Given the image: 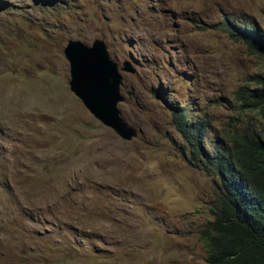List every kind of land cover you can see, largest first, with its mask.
<instances>
[{
  "label": "rangeland",
  "instance_id": "1",
  "mask_svg": "<svg viewBox=\"0 0 264 264\" xmlns=\"http://www.w3.org/2000/svg\"><path fill=\"white\" fill-rule=\"evenodd\" d=\"M226 20L264 33V0H0V264H208L219 182L173 113L204 125L209 155L222 133L263 126L238 91L251 98L264 55ZM96 38L130 140L69 88L67 41Z\"/></svg>",
  "mask_w": 264,
  "mask_h": 264
},
{
  "label": "trees",
  "instance_id": "2",
  "mask_svg": "<svg viewBox=\"0 0 264 264\" xmlns=\"http://www.w3.org/2000/svg\"><path fill=\"white\" fill-rule=\"evenodd\" d=\"M236 39H243L250 51L264 55V33L251 21L223 22ZM249 99L238 91L243 103L257 109L264 118V78ZM240 90H243L241 88ZM173 123L192 147L194 157H204L205 167L219 178L217 209L200 235L208 264H264V138L244 130L222 133L212 141L214 150H202L206 129L190 121L184 110L173 113Z\"/></svg>",
  "mask_w": 264,
  "mask_h": 264
},
{
  "label": "water",
  "instance_id": "3",
  "mask_svg": "<svg viewBox=\"0 0 264 264\" xmlns=\"http://www.w3.org/2000/svg\"><path fill=\"white\" fill-rule=\"evenodd\" d=\"M63 53L69 63L68 84L74 95L97 120L122 139L134 138L136 129L120 116L118 109V103L124 100L120 90L122 75L104 41L96 38L88 45L77 39H69ZM121 69L135 72L128 61L123 63Z\"/></svg>",
  "mask_w": 264,
  "mask_h": 264
},
{
  "label": "clouds",
  "instance_id": "4",
  "mask_svg": "<svg viewBox=\"0 0 264 264\" xmlns=\"http://www.w3.org/2000/svg\"><path fill=\"white\" fill-rule=\"evenodd\" d=\"M254 110H257V109H254ZM257 113H258V110H257ZM258 115H260L259 113H258ZM261 116V115H260ZM262 119H263V126L261 127V128H258L257 130H253L252 131V134H254V135H260V138H264V118L262 117ZM246 131H248V132H250L249 130H246ZM212 172V171H211ZM214 175H215V177H216V179L218 180V182H219V178H218V176L214 173ZM220 183V182H219ZM219 192H220V189L218 188V192H217V196H216V199H217V203H218V195H219ZM216 209H217V204H216ZM213 219V218H212ZM211 219V220H212Z\"/></svg>",
  "mask_w": 264,
  "mask_h": 264
}]
</instances>
